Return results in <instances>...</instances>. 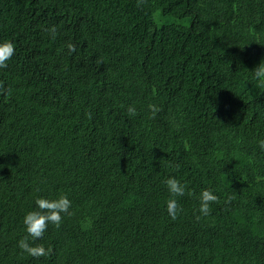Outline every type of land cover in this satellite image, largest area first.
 <instances>
[{"label":"trees","instance_id":"16d2710c","mask_svg":"<svg viewBox=\"0 0 264 264\" xmlns=\"http://www.w3.org/2000/svg\"><path fill=\"white\" fill-rule=\"evenodd\" d=\"M4 41L0 264H264V0H0ZM62 194L30 257L24 216Z\"/></svg>","mask_w":264,"mask_h":264},{"label":"clouds","instance_id":"9594fccd","mask_svg":"<svg viewBox=\"0 0 264 264\" xmlns=\"http://www.w3.org/2000/svg\"><path fill=\"white\" fill-rule=\"evenodd\" d=\"M142 0H138V3ZM52 38L55 39L57 34V28L52 26L48 29ZM69 52H74L76 46L74 44L67 45ZM15 55V45L11 41L0 42V68H6L8 61ZM254 78L259 80H264V65L258 64L254 70ZM3 93V86L0 84V94ZM148 109L151 113L150 118H155L156 114L161 111V108L155 104H149ZM127 115L129 117H134L137 115V110L134 106H128L126 109ZM89 119H91L92 114H86ZM259 147L264 150V140L259 142ZM177 168L179 165L176 166ZM168 192L170 193V198L166 204V211L172 220H176L178 214L182 211L181 206L175 199V197H183L186 194L187 185L181 183L174 177H170L165 181ZM192 195L191 192L187 193ZM219 198L213 194L211 190H202L199 195V215L196 217L197 220L201 216H208L211 214V205L213 203H218ZM35 204L38 211L28 212L24 218L23 223L27 235H25L18 242V247L30 257L40 258V257H50L52 253V248H45L42 244H34L36 240L43 237L45 231L47 230L49 224L54 225L57 229L61 226L63 221V215L71 216L72 212L71 201L68 199L67 195L62 194L58 198L49 200L46 198H37ZM63 214V215H62Z\"/></svg>","mask_w":264,"mask_h":264}]
</instances>
